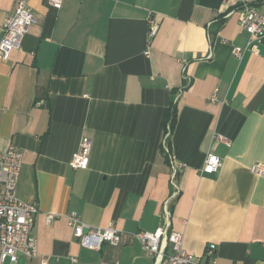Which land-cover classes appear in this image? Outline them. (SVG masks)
Segmentation results:
<instances>
[{
	"label": "crops",
	"instance_id": "1",
	"mask_svg": "<svg viewBox=\"0 0 264 264\" xmlns=\"http://www.w3.org/2000/svg\"><path fill=\"white\" fill-rule=\"evenodd\" d=\"M241 1H30L36 22L0 60V150L23 152L17 196L39 208L38 255L3 264H153L137 233L163 223L172 192L162 143L174 100L172 228L203 264H264V175L252 170L264 164V38L259 53L234 54L249 41ZM18 2L0 0V24ZM84 137L89 166L74 169ZM209 152L222 160L213 174L202 171ZM73 212L114 224L121 242L83 246Z\"/></svg>",
	"mask_w": 264,
	"mask_h": 264
},
{
	"label": "built area",
	"instance_id": "2",
	"mask_svg": "<svg viewBox=\"0 0 264 264\" xmlns=\"http://www.w3.org/2000/svg\"><path fill=\"white\" fill-rule=\"evenodd\" d=\"M31 0H19L11 15L0 24V60L9 58L14 49H20L24 36L29 32L36 18L30 3ZM55 8H61L63 0H48ZM241 27L249 34L246 47H235L234 54L242 57L246 50L259 53L264 38V0H242L239 4ZM160 28V22L151 17L149 33L154 37ZM185 78L188 79L186 76ZM212 99H216L215 96ZM171 131L165 132L163 149L168 156L172 192L163 206V223L155 230H143L137 233L143 248L153 257V264H203L202 256L188 250L181 233L172 228V202L181 193L179 176L182 163L175 159L170 146ZM217 141L223 136L218 135ZM92 141L84 137L79 149L73 154L70 165L74 169H86L89 166ZM23 163V152L11 146L0 150V264L9 261L16 263L20 257L34 258L38 255V240L33 234L39 208L34 203L23 201L17 196V185ZM222 165L221 158L209 152L205 158L202 171L216 173ZM252 170L264 175V164L258 163ZM57 217L54 213L47 215L52 222ZM68 221L74 237L89 249L99 250L104 243L118 245L121 242V231L114 225L91 226L84 222L77 213H70ZM216 245L207 247V253L214 257ZM41 264H49V258L43 257Z\"/></svg>",
	"mask_w": 264,
	"mask_h": 264
},
{
	"label": "trees",
	"instance_id": "3",
	"mask_svg": "<svg viewBox=\"0 0 264 264\" xmlns=\"http://www.w3.org/2000/svg\"><path fill=\"white\" fill-rule=\"evenodd\" d=\"M185 87H187V86H185ZM176 121H177V110H176V101L174 100L173 103L171 104L170 109L168 110L167 119H166V123H165V132L168 131V126H169L170 131H171V136L173 133V129L176 125ZM169 142H170V140H169Z\"/></svg>",
	"mask_w": 264,
	"mask_h": 264
}]
</instances>
